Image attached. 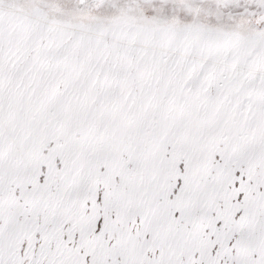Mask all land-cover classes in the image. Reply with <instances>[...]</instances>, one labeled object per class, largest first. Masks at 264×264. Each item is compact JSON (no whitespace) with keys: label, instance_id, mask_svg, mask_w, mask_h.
I'll list each match as a JSON object with an SVG mask.
<instances>
[{"label":"snow or ice","instance_id":"snow-or-ice-1","mask_svg":"<svg viewBox=\"0 0 264 264\" xmlns=\"http://www.w3.org/2000/svg\"><path fill=\"white\" fill-rule=\"evenodd\" d=\"M0 264H264V0H0Z\"/></svg>","mask_w":264,"mask_h":264}]
</instances>
